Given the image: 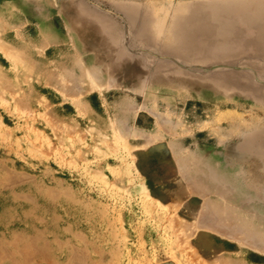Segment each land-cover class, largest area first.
<instances>
[{"label":"rangeland","instance_id":"1","mask_svg":"<svg viewBox=\"0 0 264 264\" xmlns=\"http://www.w3.org/2000/svg\"><path fill=\"white\" fill-rule=\"evenodd\" d=\"M0 264H264V0H0Z\"/></svg>","mask_w":264,"mask_h":264}]
</instances>
